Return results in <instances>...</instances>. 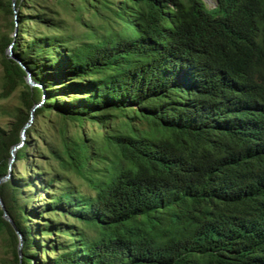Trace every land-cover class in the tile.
<instances>
[{
	"label": "trees",
	"instance_id": "16d2710c",
	"mask_svg": "<svg viewBox=\"0 0 264 264\" xmlns=\"http://www.w3.org/2000/svg\"><path fill=\"white\" fill-rule=\"evenodd\" d=\"M32 1L0 0L6 17L21 9L9 21L19 38L0 32V99L22 88L15 122L0 126V179L11 175L0 196L16 227L0 208L4 264H264V0ZM62 11L88 29L83 14L100 17L106 34L77 37ZM39 104L33 125L49 117L61 142L49 155L93 196L42 179L49 201L29 207L38 180L16 164L33 125L11 159Z\"/></svg>",
	"mask_w": 264,
	"mask_h": 264
},
{
	"label": "rangeland",
	"instance_id": "374dc122",
	"mask_svg": "<svg viewBox=\"0 0 264 264\" xmlns=\"http://www.w3.org/2000/svg\"><path fill=\"white\" fill-rule=\"evenodd\" d=\"M40 0H33L31 5H35ZM208 7L212 8L215 6V0H207ZM30 5V6H31ZM28 6V5H26ZM56 9L61 11V8L59 6H56ZM21 12L20 8L15 7V14L12 17H6V15H3L0 13V32L3 35H11L15 36L16 38H19L18 35H20V27H15V30L11 28V25L9 24V21L14 20L19 23V14ZM22 12L24 15H34L36 12L31 11V7L23 8ZM62 18H64L67 21L68 30L69 32H73L77 37L81 38L84 33L91 31H94L97 36H103L106 34V31L104 29L105 22L100 17H93L91 13L85 12L83 14V20L84 22L89 23L92 29L85 28L84 26H81L80 23L69 16L68 14H65L64 11L61 12L60 15ZM27 18V17H26ZM33 20H30L28 23V29L35 30L37 27V24L35 22H31ZM42 29V28H41ZM30 36H26L25 40H29ZM80 43V41H78ZM8 50V49H7ZM13 57V56H12ZM3 68L1 64V54H0V94L2 92V85H3ZM22 88H19L17 91H15L10 97L6 99H0V126L4 130H9L12 126V124L15 122V115L18 112V110L22 107L21 106V100H20V92ZM28 113L29 112H26ZM31 118L27 122V124L30 122ZM49 117L45 118H39L35 121L34 125V119L32 122H30V128H34L31 134V138L28 140L30 141V147L27 151V157L17 162L16 164V170H17V177L20 179H23L22 181H26L29 179V176L31 178H36L38 180L35 184L36 190L34 193V190L28 189L27 195L34 194L36 197L33 199V203L30 202L29 207H36L39 205H44L49 201L50 193L46 191V187L43 184L42 179H48V180H55V187L57 189L60 188H69L74 192L82 193L84 195L93 196L95 194L94 190L88 185V182L78 175L77 173L73 171H67L63 169V167L60 165L59 161L55 158L51 157L48 153V148L51 149H58L61 148V142L59 133L53 129V124H50L48 122ZM91 126H86V130H90ZM94 131L102 132V129H97L95 126L92 128ZM36 132H38L36 134ZM70 133H74V129L70 128ZM89 138H91L90 135H88ZM45 139L43 142L42 139ZM98 143H101L99 141ZM108 147L110 150H119L117 146L109 145ZM113 147V148H112ZM115 148V149H114ZM111 161H100L96 163V167L105 169V167L110 166ZM40 173L42 174L41 177L37 178L36 176ZM10 175V174H9ZM62 184V185H59ZM42 207V206H41ZM45 217H50L52 220L55 219V214H49L45 215ZM59 220L67 222L69 224H73L75 226H79L81 228H85V225L76 221L74 218L71 217H64V216H58ZM44 219L43 221L39 220V217L36 216L34 219H32L33 223H40V224H46ZM87 229V228H86ZM88 232H90L87 229ZM74 233H77V231H73ZM91 233V232H90ZM56 235V233H54ZM60 240H69L68 237L64 234L58 235ZM53 235H46L43 237L45 240L47 238H51L52 240L55 239ZM6 235L1 236L0 235V264H4L6 261L11 258L12 253L10 248L8 247V242L5 241ZM50 256V255H49Z\"/></svg>",
	"mask_w": 264,
	"mask_h": 264
},
{
	"label": "water",
	"instance_id": "95a60500",
	"mask_svg": "<svg viewBox=\"0 0 264 264\" xmlns=\"http://www.w3.org/2000/svg\"><path fill=\"white\" fill-rule=\"evenodd\" d=\"M15 1H16V0H13V3H15ZM205 1H206V0H205ZM12 49H13V45H11L10 48H9V50H8V53H9V55H10L11 57L13 56ZM23 67H24V66H23ZM27 80H28L27 82H28L31 86H35V85H36V83H34V82L32 81V79H31V75H30V74H28V78H27ZM41 104H42V103H41ZM41 104L35 106V108L32 109V111H31V121H30V122H32V120L34 119V113H35L36 108L40 107ZM29 126H30V124L26 125V126L24 127V129H23V133H22V139H23V141H22V143L16 145V146L12 149V159H11V164L15 162V158H16V152H17V150H19V149L25 144V142H26V130L28 129ZM10 178H11V175H7V176L1 178V179H0V185H1L3 182H6V181H7L8 179H10ZM0 208H1V210L3 211L4 219H5L7 222L11 223L12 226H14V228H16L15 225H14V223H13V220L11 219V217H10V216L8 215V213H7V210H6L5 204H4V202H3L2 198H1V196H0ZM17 233H18L19 240H20V244H19V253H20V258H22L21 249H22V245H23V237H22L21 233H19L18 231H17Z\"/></svg>",
	"mask_w": 264,
	"mask_h": 264
},
{
	"label": "clouds",
	"instance_id": "9594fccd",
	"mask_svg": "<svg viewBox=\"0 0 264 264\" xmlns=\"http://www.w3.org/2000/svg\"><path fill=\"white\" fill-rule=\"evenodd\" d=\"M206 2H207V0H206ZM12 45H13V43H12ZM13 46H14V45H13ZM42 103H43V102H42ZM30 121H31V120H30ZM29 123H30V122H29ZM29 123H28V124H29ZM28 124H26V125H28ZM22 141H23V139H22ZM22 141H21V143H22Z\"/></svg>",
	"mask_w": 264,
	"mask_h": 264
}]
</instances>
